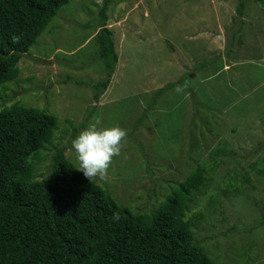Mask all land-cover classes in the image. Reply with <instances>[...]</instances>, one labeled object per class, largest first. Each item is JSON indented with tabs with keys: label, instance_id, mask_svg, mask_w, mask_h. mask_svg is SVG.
I'll list each match as a JSON object with an SVG mask.
<instances>
[{
	"label": "rangeland",
	"instance_id": "obj_1",
	"mask_svg": "<svg viewBox=\"0 0 264 264\" xmlns=\"http://www.w3.org/2000/svg\"><path fill=\"white\" fill-rule=\"evenodd\" d=\"M238 1L111 0L117 61L95 99L105 0H68L18 61L0 108L19 101L55 115L50 152L68 145L78 168L74 129H126L107 174L91 179L134 212H150L203 165L205 185L186 213L204 214L195 238L217 264H264V9L244 0L240 18Z\"/></svg>",
	"mask_w": 264,
	"mask_h": 264
},
{
	"label": "trees",
	"instance_id": "obj_2",
	"mask_svg": "<svg viewBox=\"0 0 264 264\" xmlns=\"http://www.w3.org/2000/svg\"><path fill=\"white\" fill-rule=\"evenodd\" d=\"M253 1L264 9V0ZM67 2L0 0V98L5 84L18 76L20 58ZM110 3L105 0L96 20L104 77L95 84V99L106 90L117 61L107 25ZM245 3H237L239 17ZM240 30L231 31L232 40ZM57 128V117L44 109L1 103L0 264H217L194 236L193 227L204 214L186 217L206 182L203 165L195 166L150 212H134L78 170L65 156L68 145L50 152Z\"/></svg>",
	"mask_w": 264,
	"mask_h": 264
},
{
	"label": "clouds",
	"instance_id": "obj_3",
	"mask_svg": "<svg viewBox=\"0 0 264 264\" xmlns=\"http://www.w3.org/2000/svg\"><path fill=\"white\" fill-rule=\"evenodd\" d=\"M127 135L126 129L117 125L101 127L90 123L72 140V147L77 153L79 168L86 177H104L114 156L121 149V141ZM119 219V214L113 216Z\"/></svg>",
	"mask_w": 264,
	"mask_h": 264
}]
</instances>
